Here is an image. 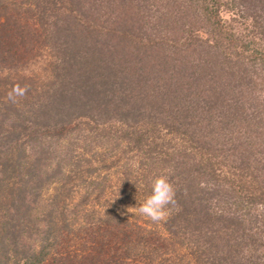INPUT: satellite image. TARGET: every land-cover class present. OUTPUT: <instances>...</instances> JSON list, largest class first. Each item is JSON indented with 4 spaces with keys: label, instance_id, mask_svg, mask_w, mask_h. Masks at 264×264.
Listing matches in <instances>:
<instances>
[{
    "label": "trees",
    "instance_id": "1",
    "mask_svg": "<svg viewBox=\"0 0 264 264\" xmlns=\"http://www.w3.org/2000/svg\"><path fill=\"white\" fill-rule=\"evenodd\" d=\"M261 82L264 0H0V264H264ZM97 169L144 197L170 171L162 231Z\"/></svg>",
    "mask_w": 264,
    "mask_h": 264
},
{
    "label": "rangeland",
    "instance_id": "2",
    "mask_svg": "<svg viewBox=\"0 0 264 264\" xmlns=\"http://www.w3.org/2000/svg\"><path fill=\"white\" fill-rule=\"evenodd\" d=\"M255 12V11H254ZM224 17L228 22L231 23L235 29H238L239 31L247 32L248 28L244 27L245 23L240 22L241 18H234L237 16V9L234 10H229L223 12ZM253 12H251L252 14ZM248 23L252 22V17H247L246 19ZM247 24V23H246ZM245 28V29H244ZM25 72L28 74H37L40 75L41 77L46 76L47 69L45 67V63L43 62H35L31 64L29 67L25 69ZM248 73L251 76H256L258 73H260V70L258 67L256 69H250L248 70ZM43 79V78H42ZM264 83H258L257 86L254 89L255 93L252 94L248 102H251L252 106L247 104V101L243 100V108H244V117H242V121H245L246 119L253 120L252 118L255 117V115L260 114L258 110H260V107L263 109L264 108ZM261 115V114H260ZM256 119V118H255ZM176 140V139H175ZM105 147V146H104ZM96 159L99 158V155L95 156ZM96 173L100 174V177L102 178V181L105 183L106 188V197L103 199L102 203L104 204L102 206L103 211H111L115 214L120 215L121 217L127 218L129 220H134L138 222L139 224H142L147 227H155L157 230L162 231L160 221L159 222H153L150 219L137 214L136 209L140 206V202H142L145 197L139 190H135L131 186L128 187L124 185L118 178V173L116 174L115 171L110 169L109 171H102L101 169H97V172L92 173L90 176L93 178H96ZM163 173V171H161ZM91 178V177H89ZM88 179H85L84 181H78L79 185L78 186H83L87 185ZM82 182V183H81ZM80 187V188H81ZM75 197L74 200H77L79 195L81 194V189L77 190V186L75 187ZM47 194L51 192V189L49 188H44L42 193ZM134 206V207H132ZM131 207L128 211V208Z\"/></svg>",
    "mask_w": 264,
    "mask_h": 264
},
{
    "label": "clouds",
    "instance_id": "3",
    "mask_svg": "<svg viewBox=\"0 0 264 264\" xmlns=\"http://www.w3.org/2000/svg\"><path fill=\"white\" fill-rule=\"evenodd\" d=\"M26 91L27 86L16 85L8 93V97L15 101L16 97L25 95ZM175 195L176 189L171 182V172L161 173L153 179L150 193L140 202L136 212L153 222L165 220L169 214L170 206L176 204Z\"/></svg>",
    "mask_w": 264,
    "mask_h": 264
}]
</instances>
